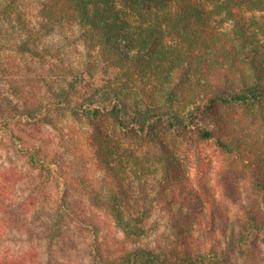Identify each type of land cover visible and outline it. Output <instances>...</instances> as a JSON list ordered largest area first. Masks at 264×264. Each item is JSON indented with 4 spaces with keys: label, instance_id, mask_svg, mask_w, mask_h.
Returning <instances> with one entry per match:
<instances>
[{
    "label": "trees",
    "instance_id": "trees-1",
    "mask_svg": "<svg viewBox=\"0 0 264 264\" xmlns=\"http://www.w3.org/2000/svg\"><path fill=\"white\" fill-rule=\"evenodd\" d=\"M12 5L0 0V24L11 22ZM21 17L15 13L12 20L18 26L14 37L0 41L12 50V71L21 69L13 53L38 56L33 46L43 36L77 25L88 56H98L86 71L109 75L102 84L81 86V94L74 86L75 100L62 95L56 103L73 114L80 111L91 123L95 159L114 186L103 206L116 229L139 237L158 209L167 214L181 248H120L105 258L96 224L68 189L46 236L60 237L70 222L89 228L91 253L100 264H264V143L257 130H246L231 114L234 109L255 114L264 106V0H42L36 26L26 28ZM1 55L0 50L5 77ZM18 82L0 90V143L9 142L30 166H47L64 178L58 159L41 155L44 142L26 130L40 133L42 125L52 124L50 106ZM125 137H147L148 148L124 145ZM173 137L212 143L224 155L214 182L190 176ZM239 177L251 188L246 200ZM20 182L25 184L18 171H2L0 213L7 218L0 217V231L33 232V194L18 204L14 198ZM215 187L237 204L241 216L229 217ZM36 249L0 251V264H35Z\"/></svg>",
    "mask_w": 264,
    "mask_h": 264
},
{
    "label": "rangeland",
    "instance_id": "rangeland-1",
    "mask_svg": "<svg viewBox=\"0 0 264 264\" xmlns=\"http://www.w3.org/2000/svg\"><path fill=\"white\" fill-rule=\"evenodd\" d=\"M10 1H13L12 20L15 13H20L26 28L38 24V9L42 0H3L4 5ZM12 20L10 23L3 21L0 24L1 42L7 40L6 37L13 38L17 32V22ZM33 47L39 52L38 56L13 53L21 64L18 72L12 71L14 66L11 67L9 63L12 50L5 45L0 47L1 72L6 74L5 77L0 75V90L9 91L16 81H19L18 85L22 86L25 93L50 106L52 124L42 125L40 133L35 132L32 127H27L26 130L32 132L33 138L44 142V152L40 153L41 155L48 154L50 158L58 159V170L64 173V178L49 173L47 166H30L26 156L16 153L9 142L0 143V178L4 169L12 168L18 171L24 177L25 184L20 182L21 185L15 186L16 203L25 201L31 194L34 203L30 207L33 232L10 231L2 227L0 251L19 254L27 246L33 245L39 253L35 264H100L91 253L92 232L89 228L80 229L75 222H70L63 226L60 237L50 240L46 236L51 233L65 189L70 191V198L77 201L79 210L86 211L92 217L98 229L97 236L105 258L116 255L120 248L143 247L161 252L178 247L177 238L169 227L167 214L158 209L146 219V232L139 237L124 236L116 229L103 206L109 201L114 186L95 159L89 140L91 123L80 111L73 114L56 103L63 99L62 95L75 100L79 95L74 86L79 87L81 94V86L102 84L103 79L109 76L102 71H97L91 76L86 71L88 63L98 61V56H88L86 47L79 39V27H56ZM59 74L62 75L60 80ZM28 78L34 81L29 82ZM60 88H63L62 91ZM58 92L60 97L57 96ZM231 114L244 122L246 130H257L258 138L264 143V106L255 114L242 109L231 110ZM171 140L190 176H204L208 179V184L209 178L211 183L215 181L222 168L224 155H221L212 143H193L178 137ZM149 141L147 137L123 139L124 145L135 147L138 151L148 148ZM237 181L242 191V199L246 200V196L251 192L250 185L244 177L237 178ZM79 188H83L82 191ZM212 191L219 201L227 205L230 218L242 215L237 204L226 199L220 188L215 187ZM89 192L92 195L88 194ZM0 217L7 218L2 213ZM48 245L50 247L47 249Z\"/></svg>",
    "mask_w": 264,
    "mask_h": 264
}]
</instances>
